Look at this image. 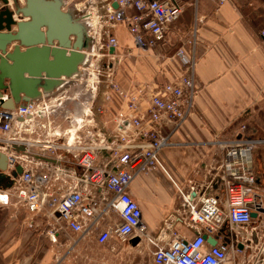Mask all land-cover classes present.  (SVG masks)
Returning <instances> with one entry per match:
<instances>
[{"label": "built area", "instance_id": "obj_1", "mask_svg": "<svg viewBox=\"0 0 264 264\" xmlns=\"http://www.w3.org/2000/svg\"><path fill=\"white\" fill-rule=\"evenodd\" d=\"M216 1L223 4L229 0ZM100 2V31L108 38L105 44L100 43L99 51H105L103 58L108 61L115 56L109 55L108 49L116 51L118 46L111 34L117 27L125 26L135 47L148 51L165 40L167 28L184 9L179 0ZM113 3L117 9L112 8ZM76 5L72 6L74 10L81 12L80 5ZM9 7L13 9L11 1ZM259 36L264 39V29ZM175 58L182 74L162 86L137 87L130 92L121 91L113 83L106 86L101 101H106L104 97L110 88L119 94L124 108L114 113L112 127L98 121L94 132L89 131L85 122L94 109H84L83 102H78L82 107L80 115H60L67 127L51 121L60 117L57 113L63 109L65 95L70 91L68 81L53 94L11 109L4 106L8 96H2L0 153L7 159L5 174L13 184L0 189V205L22 208L30 216L44 215L52 223L48 235L52 242L63 232L81 237L93 234L98 219L107 212L116 215L120 222L97 232L98 245L111 239L124 243L132 236H144L142 212L128 193L130 185L136 175H148L154 169L167 174L159 159L161 150L171 144L166 126L173 124L179 128L190 115L198 95L193 77L194 52L179 49ZM83 66L79 73L83 72ZM88 87L85 85L84 89ZM143 101L148 103L145 110L141 108ZM217 144L224 150V156L214 179L206 186L192 185L188 193L178 189L187 226L196 231L195 235L183 239L173 234L167 246L153 253L154 264H264V226H261L264 206L261 210L256 207L259 189L252 166V152L263 141L240 137ZM17 166L22 171L14 179L12 173ZM213 186L221 187L223 199L211 192ZM100 205L102 211L98 212ZM253 212L256 219L251 218ZM204 235L215 239L217 244L211 246ZM250 250L252 255L246 256Z\"/></svg>", "mask_w": 264, "mask_h": 264}, {"label": "crops", "instance_id": "obj_2", "mask_svg": "<svg viewBox=\"0 0 264 264\" xmlns=\"http://www.w3.org/2000/svg\"><path fill=\"white\" fill-rule=\"evenodd\" d=\"M61 1V10H70L76 18L81 19L85 12L81 21L88 31L91 28L88 12L91 11L82 8L77 12L72 7H78L74 0ZM179 1L184 6L182 14L167 28L165 40L148 50V58L142 59L141 63L130 60L138 50L125 26L117 27L111 33L118 46L114 56L116 61L110 71L115 74L113 81L122 91H132L137 87L153 89L158 87L156 84L162 86L179 77L182 69L175 58L179 49L194 52L196 63L193 77L198 95L193 109L179 128L173 124L166 126L171 134V144L161 150L159 159L167 174L154 169L148 175H136L130 185L128 193L141 209V223L145 228L144 236L128 239L126 243L130 247H136L146 239L157 250L167 246L173 234L183 239H191L195 235L196 231L187 226L178 189L188 193L192 185L206 186L214 179L224 156V150L217 144L219 141L227 143L240 137L263 141L252 152V166L259 189L256 207L259 210L263 207L264 39L259 35L264 29V0H229L223 4L216 0ZM24 2L20 7H24ZM84 3L88 4V1H82ZM91 53L86 51L89 56ZM149 68L153 72L149 70L147 73ZM80 76L81 73L68 81L66 86L70 87L69 90L78 85ZM110 102L115 103L112 104L114 117L115 112L124 108L123 102L119 94ZM147 107V101H143L141 108L145 110ZM81 109L64 106L57 114L80 115ZM96 119L102 122L101 116ZM242 124L246 126L245 132L238 130ZM112 126L111 120L109 127ZM108 165H111L110 161ZM211 192L224 198L220 186H213ZM101 211L102 205L98 209ZM1 213L7 215L1 219V228L4 227L6 232L1 235L0 264H112L116 259L103 250L106 246H113L116 239L104 245L95 241L97 232L120 222L111 212L102 213L93 234L81 237L60 233L56 242L48 236L53 228L44 215L30 216L24 209L16 207L1 208ZM261 226H264V218ZM41 232L46 235L42 237ZM93 248L103 250L99 259L93 260L97 255ZM155 249L151 253L152 263ZM34 250L36 252L31 254ZM114 251L118 253V250Z\"/></svg>", "mask_w": 264, "mask_h": 264}, {"label": "water", "instance_id": "obj_3", "mask_svg": "<svg viewBox=\"0 0 264 264\" xmlns=\"http://www.w3.org/2000/svg\"><path fill=\"white\" fill-rule=\"evenodd\" d=\"M0 0V98L9 96L5 108L29 101L56 91L74 78L87 55V27L71 11L61 10V0ZM113 9L117 4L113 3ZM17 18V20H15ZM115 55V49H108ZM7 159L0 153V189L10 188L13 181L5 174ZM17 166L12 178L21 174ZM256 219L257 214L251 213ZM211 246L217 241L207 235ZM241 249V246H238Z\"/></svg>", "mask_w": 264, "mask_h": 264}, {"label": "rangeland", "instance_id": "obj_4", "mask_svg": "<svg viewBox=\"0 0 264 264\" xmlns=\"http://www.w3.org/2000/svg\"><path fill=\"white\" fill-rule=\"evenodd\" d=\"M74 1L76 2V4H80L79 8H81V9L86 8L85 10L88 11V9L90 8L89 10L92 11V13H93V15L92 14L91 15H92V18L94 21H95V16H94L95 10L93 8L97 9V7H98V10H97L98 20H101L99 18L100 7H101L100 0H95L96 3L98 4V6H96V5L93 6L92 0H87L88 4H85V3L82 4V1H86V0H74ZM93 27L96 28V24ZM91 35H92V33H91ZM91 35L88 34L89 37H88V40L86 43V46H87L86 51L92 52V48L94 47L95 43H94V40L91 37ZM101 37H102L101 41H100L101 44H105L107 41V38H108L107 35L102 34ZM149 53H150L149 51L147 52V51L138 50L135 52V55H133L130 58V60L133 63L137 62V61H139V63H141L142 59L146 60L148 58ZM99 54L102 56L105 54V51L102 50L101 52H99ZM115 61L116 60L114 57L109 61L107 60V58H103V57L100 58V60L95 61L93 56L90 55V60L87 63V65H85V67L82 70L83 72L81 73L82 80L77 79L78 85H76L72 90H70L65 95L67 97V99L65 100L66 102L64 103L63 106H67L68 108H71V109L72 108L77 109L81 106L76 101L80 100L81 102L86 103L84 105V109H87V108L94 109L93 114L86 117V121H85L86 123L89 124L88 129L91 132H94V125H96L98 122L96 119L97 115H98V113H97L98 108L101 109L99 111H101L100 115L102 118V122H106L107 125L109 126V124H111V120L113 119V105L112 104H115V103L114 102L111 103L110 100L112 99V97L114 98L115 95L118 96L117 92H115L114 90H111L109 88V90H107V95L104 97V99L106 100L105 102L101 101V97L103 95L102 91H105L104 89L106 88V86H109L111 83L115 84L120 89L119 85L113 81V80H115V74L113 72H111L109 69H107L108 66L113 67ZM155 65H157V64H155ZM149 70L152 71V69L149 68V69H146V72L147 73L150 72ZM157 74H160V72H157ZM151 76H152V74H151ZM85 85L89 86L87 88L88 90L84 89ZM156 85L160 86V84H156ZM93 86H94V88L92 90ZM120 90L122 91V89H120ZM124 90H127V89H123V91ZM124 92H127V91H124ZM128 92H130V91H128ZM73 98H75V99L73 100ZM51 121H54V123L57 125H61V127H67V122H65L61 116L60 117H58V116L53 117L51 119ZM241 127H244L246 129V126L244 124H242V125H240V127L238 129L239 131H240ZM256 200L258 202L259 198L256 197ZM262 205L264 206V201L262 202ZM7 207L12 208L14 206H12V205L1 206L0 205V261H1V235H4L6 232L4 227H3V229L1 228V219L4 218V215H7L6 213L5 214L1 213V208H7ZM39 229H41V228H39ZM41 235L43 237L46 235V233L41 232ZM63 235H73V234L71 232H63ZM41 239L44 240V238H41ZM113 243H114L113 246H106L105 249H103L107 254L114 255L116 257V259L114 260V262L112 264H126V259H127V264H153L152 260H151V253L154 251L155 248L146 239H144L136 247H130L126 242L123 243L120 241H113ZM116 246L120 247V250ZM115 249L118 250V253H116V251H114ZM103 250H101L100 248H98V249L93 248V252H97V255L93 257V260L99 259L101 254H102L100 252ZM35 252H36V250H34L33 253L31 252V254H34ZM252 253H253V250H250L246 253V256L252 255Z\"/></svg>", "mask_w": 264, "mask_h": 264}, {"label": "bare ground", "instance_id": "obj_5", "mask_svg": "<svg viewBox=\"0 0 264 264\" xmlns=\"http://www.w3.org/2000/svg\"><path fill=\"white\" fill-rule=\"evenodd\" d=\"M92 2H93V6H95L97 3L95 2V0L93 1L92 0ZM97 6V5H96ZM90 9V8H89ZM94 10H95V21L93 20V18H92V11H91V13L90 12H88L90 15L88 16L89 18V21H88V24L89 25H91V28H92V30L89 28V33H90V35H91V33H92V31L94 30V34H92L91 35V37L92 38H94V43H95V46H96V48H93V50H92V53H91V55L93 56V58L95 59V61H98V60H100V58H102L103 57V55L101 56L100 54H99V49H100V41H101V36H102V34H101V31H100V25H101V22H100V20H98V13H97V10H98V8L97 9H95V8H93ZM97 16V17H96ZM96 22V23H95ZM96 24V28H94L93 26ZM94 28V29H93ZM94 35V36H93ZM87 55V58H86V60H85V62H84V66L85 65H87V63L89 62V60H90V56H89V54H86ZM83 66V67H84ZM80 73L78 72L75 76H74V78L75 77H77L78 75H79ZM94 87V86H93ZM105 90V89H104ZM92 115V114H91Z\"/></svg>", "mask_w": 264, "mask_h": 264}]
</instances>
